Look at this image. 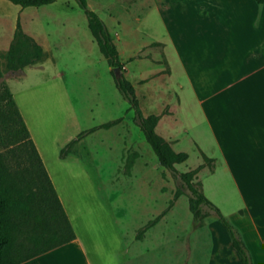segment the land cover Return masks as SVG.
Masks as SVG:
<instances>
[{
  "label": "rangeland",
  "instance_id": "374dc122",
  "mask_svg": "<svg viewBox=\"0 0 264 264\" xmlns=\"http://www.w3.org/2000/svg\"><path fill=\"white\" fill-rule=\"evenodd\" d=\"M84 1L109 34L120 68L106 64L74 0L28 8L0 0V105L5 85L91 263L119 264L124 244L137 243L136 258L124 264H208L210 228L229 239L227 233L205 206L207 215L192 220L187 191L159 165L112 76L129 83L143 117L157 115L155 134L172 151L186 154L173 165L175 173L202 165L191 181L228 222L226 213L237 201L225 182L213 133L219 143L224 99H232L239 111V83L230 88L223 73L195 70L192 24L176 21L182 9L189 15V0ZM16 24L51 54L39 60L40 68H25L23 76L7 71L4 61ZM30 29L42 40L29 36ZM61 154L77 160L55 164ZM178 187L182 194L174 197Z\"/></svg>",
  "mask_w": 264,
  "mask_h": 264
},
{
  "label": "crops",
  "instance_id": "0c3cea01",
  "mask_svg": "<svg viewBox=\"0 0 264 264\" xmlns=\"http://www.w3.org/2000/svg\"><path fill=\"white\" fill-rule=\"evenodd\" d=\"M185 7L189 11L185 12L189 15H183L182 9L181 12L178 11L181 15L176 17V21L180 18L181 21H190L192 24L191 61L193 66H197L195 70L203 71L208 68L211 72L223 73L224 85L230 88L239 83V111H235L232 99H224L227 113L224 115L225 123L217 133L220 142L218 143L215 133L214 136L210 135L218 146L219 164L228 190L232 191L237 201L226 213V217L237 229L251 264H264V3L257 5L252 0H189ZM8 30L11 38L10 24ZM30 30L26 31L29 36L37 41L42 40H38L34 36L37 33ZM45 34L48 35V32ZM37 44L43 55L50 57L49 50L45 51L43 44ZM41 61L24 66L19 70L20 76L24 75L25 68H40ZM9 93L71 228L41 150L13 93ZM217 117L219 116L214 114V118ZM66 140L68 138L64 142L67 144ZM67 158L75 162L77 160L71 154H61L56 158L59 162L55 164L61 165ZM208 159L211 164V158ZM213 169L211 165L209 172L212 173ZM210 230L208 264H239L229 239L222 233H217L215 226ZM72 233V240L41 253L32 260L37 264H93L87 258L78 236L73 230ZM137 242L140 246L141 243ZM128 244H124L127 247L123 248L125 259L119 264L130 263L136 258L137 243Z\"/></svg>",
  "mask_w": 264,
  "mask_h": 264
},
{
  "label": "trees",
  "instance_id": "16d2710c",
  "mask_svg": "<svg viewBox=\"0 0 264 264\" xmlns=\"http://www.w3.org/2000/svg\"><path fill=\"white\" fill-rule=\"evenodd\" d=\"M6 1L20 8H26L47 5L54 0ZM74 1L82 10L88 32L106 64L120 68L116 49L103 23L93 12L85 8L84 0ZM252 1L257 5L264 3V0ZM42 57L40 46L18 31L16 24L12 41L4 54L7 71L17 72L24 66L38 62ZM112 82L117 92L133 110L132 119L159 165L175 174L179 186L187 191V207L192 220L199 221L207 215L202 209L203 206L211 210L227 233L239 264H251L237 229L220 215L191 181L202 165L186 172L175 173L173 165L183 162L186 154L172 151L168 144L155 134L157 115L148 114L143 117L140 114L132 88L123 77L112 76ZM1 91L0 264H37L32 260L35 256L72 240L73 233L7 87L2 86ZM93 128L83 132H91ZM202 157L205 161L209 160L203 155ZM11 160L14 163L10 164ZM180 187L175 189L174 197L182 194Z\"/></svg>",
  "mask_w": 264,
  "mask_h": 264
}]
</instances>
